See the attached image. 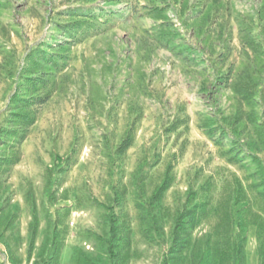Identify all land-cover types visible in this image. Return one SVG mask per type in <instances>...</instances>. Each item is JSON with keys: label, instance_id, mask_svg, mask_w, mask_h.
I'll use <instances>...</instances> for the list:
<instances>
[{"label": "rangeland", "instance_id": "obj_1", "mask_svg": "<svg viewBox=\"0 0 264 264\" xmlns=\"http://www.w3.org/2000/svg\"><path fill=\"white\" fill-rule=\"evenodd\" d=\"M261 169L264 0H0V264H264Z\"/></svg>", "mask_w": 264, "mask_h": 264}, {"label": "trees", "instance_id": "obj_2", "mask_svg": "<svg viewBox=\"0 0 264 264\" xmlns=\"http://www.w3.org/2000/svg\"><path fill=\"white\" fill-rule=\"evenodd\" d=\"M241 78H242V73L240 74L239 81H237L235 86H234V90L241 97L242 100H245L249 103H253L255 100V96L257 94V92L254 89H257V86L248 77H246L243 80ZM27 80L29 82L33 81L30 76L27 77ZM36 99H37V101H39L38 103L43 104L47 101V96H40L39 98H36ZM246 117L250 122H256L259 119L258 114L254 113V112L247 114ZM29 123L33 124L34 120L29 121ZM132 142H133L132 135H131L130 131H127L120 147L122 148V150H125L131 146ZM17 161H18V159L9 160L10 163H16ZM260 172L263 175L262 179H263V183H264V170L261 169ZM170 182H171V178L169 177V175L167 173L164 180L162 181L160 186L155 191V195L157 198L170 187ZM175 237L176 238L179 237V234L176 233ZM43 264H51V260L45 259Z\"/></svg>", "mask_w": 264, "mask_h": 264}]
</instances>
